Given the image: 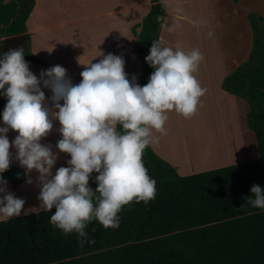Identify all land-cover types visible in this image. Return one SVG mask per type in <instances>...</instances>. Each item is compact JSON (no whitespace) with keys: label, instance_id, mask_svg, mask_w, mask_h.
Returning a JSON list of instances; mask_svg holds the SVG:
<instances>
[{"label":"clouds","instance_id":"1","mask_svg":"<svg viewBox=\"0 0 264 264\" xmlns=\"http://www.w3.org/2000/svg\"><path fill=\"white\" fill-rule=\"evenodd\" d=\"M203 59L199 49L186 52L153 41L145 60L154 71L145 85L136 83L135 77L129 80L125 60L111 53L84 64L81 81L73 84L60 65L42 70L38 79L23 49L10 50L0 58V90L7 85L0 173L9 169L14 147L20 165L39 173L41 205L50 212L55 208L50 223L65 234L77 233L81 246L93 242L85 231L90 221L117 228L123 206L155 198L156 180L143 163L144 150L152 142L153 130L165 131L169 112L185 118L195 115L206 92L195 76ZM41 83L53 93V108L44 103ZM53 119L60 124L56 147L71 157L68 166L59 167L54 175L57 153L41 143L53 129ZM9 129L18 132L11 142L6 135ZM94 171L98 173L95 190L89 186ZM6 183L0 176V185ZM0 193H4L0 216H20L25 201L4 186ZM245 199L252 207L264 209V188L254 184Z\"/></svg>","mask_w":264,"mask_h":264},{"label":"trees","instance_id":"2","mask_svg":"<svg viewBox=\"0 0 264 264\" xmlns=\"http://www.w3.org/2000/svg\"><path fill=\"white\" fill-rule=\"evenodd\" d=\"M13 1L19 5L5 27L7 36L27 32L26 20L34 6L25 8L26 0ZM165 15V0H151L141 30L134 28L144 59L143 72L136 76L141 86L154 71L145 57L153 41L160 43ZM248 17L254 33L252 53L223 79L222 87L249 103L248 124L256 134L258 157L181 175L149 145L143 163L156 180V196L147 203L123 206L119 227L104 228L93 219L85 228L93 242L81 246L77 233L65 234L50 223L55 208L53 213L42 209L0 219V264H264V209L252 207L245 199L254 184L264 188V58L251 62L262 42L258 21L264 17L254 11ZM23 51L24 58L48 65L29 43ZM3 55L0 51V58ZM6 88L0 90V118L7 104ZM117 130L122 126L117 125ZM97 175L95 171L90 175L93 190ZM0 176L17 188L26 172L10 164Z\"/></svg>","mask_w":264,"mask_h":264},{"label":"crops","instance_id":"3","mask_svg":"<svg viewBox=\"0 0 264 264\" xmlns=\"http://www.w3.org/2000/svg\"><path fill=\"white\" fill-rule=\"evenodd\" d=\"M42 1L34 0L33 9L26 20V26L31 50L45 60L48 65L37 64L27 59L30 70L42 68L46 70L55 66L50 57L51 55L47 53V49H55L57 45H54L55 37L50 34L55 28L60 29L70 26L72 23L78 24L100 18L113 17L112 27L114 28L105 44L104 38H98L95 42H92L87 36V29L81 26L78 44L68 42L67 45L70 49L66 51L63 49L61 53H56V55L78 58L75 64H71V68L77 73L84 69L85 58L91 59L90 57H94L101 59L109 53L121 56L125 60L126 68L124 70L128 74L129 80H132L133 77L136 78L137 75L143 72L144 59L141 60L140 58L138 36L134 33V28L137 32L141 30L140 24H142L144 16L150 11L151 0H88L92 2L91 5H96V7L105 6L102 10L93 12V15H84L73 21L59 22L44 21L46 10L41 4ZM204 1L165 0L166 15L160 29V44L162 47L179 48L186 52L199 49L204 59L200 62L198 69L202 72L219 75L216 78L218 92L243 109L240 137L246 157L238 159V162L256 158L260 152L256 134L248 124L250 105L242 97L224 90L222 82L241 63L249 59L254 46V33L248 13L255 10L260 16L264 17V0H231V9L235 21L229 22V27L220 15L215 12L217 1L213 0L211 2V0H207L209 3H204ZM178 6H181L182 9ZM184 7L188 9L183 10ZM206 9L210 13L209 18L201 13L206 11ZM237 17L240 18V21H238ZM241 19L243 20L241 21ZM0 35L1 37L7 36L4 32L0 33ZM101 53L102 55H100ZM230 101L228 102L230 103ZM3 125V118H0V127H3ZM158 136L152 134L150 145L160 157L175 166L181 175L197 173L234 163L233 160L226 161L220 158V155H224V151L229 153L226 147L225 149L217 148L211 156H205L208 158H206L207 160L204 163H185V161L164 150V138L162 135L161 138L159 134ZM16 162L18 161L12 157V165L20 166V168L27 171L25 167ZM27 174L26 179L17 188H13L9 179H3L7 182L6 185L15 189H12L13 191H18L26 185ZM35 198L36 200L29 202V204L24 200L26 202L24 206L27 204L28 207H32L37 200H40L39 197ZM0 219L4 218L0 216Z\"/></svg>","mask_w":264,"mask_h":264},{"label":"rangeland","instance_id":"4","mask_svg":"<svg viewBox=\"0 0 264 264\" xmlns=\"http://www.w3.org/2000/svg\"><path fill=\"white\" fill-rule=\"evenodd\" d=\"M212 1L213 0H211V2ZM216 1L217 9H215V12L220 15V17L229 27V22L235 21L233 11L231 9L232 1ZM91 3L92 2H89L88 0H43L41 4L43 7H45L46 10L44 21H73L75 19H78L79 17H83L84 15H93V12L100 11L105 6L103 5L100 7H96V5H91ZM204 3L209 2L205 0ZM18 5L19 2L13 0L0 1V33H6L5 25L7 24V21L9 23L11 19H13L16 15ZM178 7L181 8V6ZM186 9L188 8H183V10ZM254 12L256 11L254 10ZM201 13L202 15H206L207 18L210 17L208 9ZM237 19L238 21H240L239 17H237ZM112 20H114L113 17H105L78 24L72 23V25L70 26L60 29L55 28L50 32V34L55 37L54 45H57L55 47L56 50L53 48L47 49V53L51 55L50 57L54 65L63 66L67 70V78H69L73 84H78L82 79V77L80 76L81 72H74L73 68H71V64H75L78 58L64 57L59 54L56 55V53H61L63 49L65 51L67 49H70V47L67 45L68 42H70L71 44H78V41L80 39L79 33L82 29L81 26L87 29V36L92 42H95V40H97L98 38H104L105 44L114 28L112 27ZM242 20L243 19H241V21ZM258 30L259 34L262 36V42L257 46V52L254 58L251 59L252 63H255L257 62V60L264 58V21H258ZM4 38L5 37H1L0 35V47ZM90 58L91 59L85 58L86 64L90 62L95 63L100 60L94 57ZM140 58L141 60H143V57L140 56ZM25 61L28 60L25 59ZM42 70L45 69H33L30 71H32L39 79ZM195 76L199 80L201 87L206 89L205 94L200 98V102L195 115L190 118H185L177 112L171 111L167 114L168 119L164 125L165 131L161 133L153 130L152 134L154 136H158L159 134L160 138L162 135L164 138V150L170 152L171 154L178 157V159L185 161V163L188 164L206 162V158L208 157L205 156H207V151H210L209 147L212 150L215 147L219 148L221 146H224L226 147V150H229V153H226V151L223 150L224 155H220V158H222V160H233L234 163L238 162V159L246 157L244 153V146L241 143L242 139L240 137L242 126L241 116L243 118V109L241 106L237 105L233 101H230L228 98H225L218 92L216 86V78L219 75L209 72H202L198 69V72L195 73ZM46 78L47 77H45V79ZM40 87L41 90L45 93L44 103L50 108H53V101L51 100L53 93L51 89L44 87L43 83L40 84ZM228 101H230V103ZM60 103L63 104V101L61 100ZM55 110L58 111V109ZM4 126L5 125H3V127ZM59 128L60 124L58 119H53V129L45 138L41 140L42 144L51 145L52 151L57 153V160L52 169L53 175L55 174L56 169H58L59 167H67V161L71 158L69 154L60 152L56 147L57 141L61 138ZM6 135L11 142L18 135V132L9 129ZM10 151L12 152V157L16 161H18L16 159V149L12 147L10 148ZM211 155L212 154H210V156ZM16 163L20 164L19 161ZM27 171L25 170L26 174ZM38 176L39 173L36 170L33 169L30 172L28 171L27 183L18 191H13L15 189H13L12 186L10 187L9 185L0 186L6 187L7 192L14 194V196L16 197L36 187L37 183L39 186L40 182L38 180ZM2 195H4V193H0V196ZM42 209L45 208L41 205V201L37 200L32 207H28L27 204L23 206L21 214L39 211Z\"/></svg>","mask_w":264,"mask_h":264},{"label":"water","instance_id":"5","mask_svg":"<svg viewBox=\"0 0 264 264\" xmlns=\"http://www.w3.org/2000/svg\"><path fill=\"white\" fill-rule=\"evenodd\" d=\"M34 4V0H26L24 7L28 8L30 5ZM28 46V33H18L14 35H9L4 38L1 43L0 51L1 53L5 54L8 53L10 50L15 49H24Z\"/></svg>","mask_w":264,"mask_h":264},{"label":"bare ground","instance_id":"6","mask_svg":"<svg viewBox=\"0 0 264 264\" xmlns=\"http://www.w3.org/2000/svg\"><path fill=\"white\" fill-rule=\"evenodd\" d=\"M217 148L218 147H215V148H213L211 150V148L209 147L210 151H207V156H210V154H213L217 150ZM219 148H224L225 149L224 146H221ZM39 186H40V184H39ZM39 186L38 187H34L33 189L28 190V193H24L23 195H21L20 197H17V198H21V199L25 200L26 202H28V204L31 201L33 202L34 200H36L35 197H37V198L39 197V194H40V191H41V187H39ZM31 198H33V199H31ZM26 199H28V200H26ZM29 199H30V201H29Z\"/></svg>","mask_w":264,"mask_h":264}]
</instances>
